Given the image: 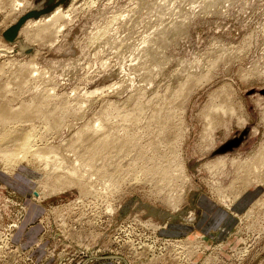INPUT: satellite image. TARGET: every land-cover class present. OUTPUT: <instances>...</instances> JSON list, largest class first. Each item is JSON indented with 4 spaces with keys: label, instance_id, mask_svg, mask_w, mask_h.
Returning a JSON list of instances; mask_svg holds the SVG:
<instances>
[{
    "label": "rangeland",
    "instance_id": "374dc122",
    "mask_svg": "<svg viewBox=\"0 0 264 264\" xmlns=\"http://www.w3.org/2000/svg\"><path fill=\"white\" fill-rule=\"evenodd\" d=\"M0 69V103L62 107L25 124L77 170L0 161V264H264V0H2Z\"/></svg>",
    "mask_w": 264,
    "mask_h": 264
},
{
    "label": "bare ground",
    "instance_id": "6f19581e",
    "mask_svg": "<svg viewBox=\"0 0 264 264\" xmlns=\"http://www.w3.org/2000/svg\"><path fill=\"white\" fill-rule=\"evenodd\" d=\"M0 2H2V0H0ZM6 2H7V0H6ZM10 3V2H9ZM15 3V2H14ZM14 3H12L11 5L13 6V4ZM18 3V1H16V3L15 4H17ZM7 4V3H6ZM3 5H5V1H4V4ZM8 5V4H7ZM15 8V7H14ZM56 14H58V13H56ZM55 13L53 14V15H56ZM52 15V16H53ZM63 14H61V15H59V17L60 16H62ZM65 16V15H64ZM47 19V18H46ZM46 19H44V20H46ZM49 19V18H48ZM51 19V18H50ZM52 19H56V18H54V17H52ZM56 20H58V19H56ZM40 22H41V20H39ZM48 21H52V20H48ZM54 21V20H53ZM52 21V22H53ZM37 22V21H36ZM40 22H38V23H40ZM56 22V21H55ZM54 22V23H55ZM33 23V22H32ZM29 24V23H28ZM44 24H47V22L46 23H44ZM51 24V23H50ZM50 24H47V25H49V26H52V24L50 25ZM57 24V23H56ZM32 25H36L35 27H37L38 25H37V23H35V24H32ZM31 25V26H32ZM42 26H44V25H42ZM41 25H40V27H42ZM40 27H38V29H40ZM54 27V26H53ZM56 28H58V26L56 25ZM63 28H64V26H63ZM32 29H36V28H32ZM42 29V30H41ZM40 29V32H43L44 34H51V33H53L52 31H51V29H52V27H51V29H50V27H48V26H44V27H42ZM61 29V28H60ZM58 31H61V30H59V29H57ZM56 29L54 30V31H57ZM36 31V30H35ZM40 32H35L36 33V35H37V33H40ZM55 33V32H54ZM58 33L59 32H57L55 35H58ZM42 34V33H41ZM61 34V33H60ZM54 35V34H53ZM35 36V35H34ZM40 37V36H39ZM54 38V37H53ZM57 38V37H56ZM57 41V40H56ZM27 63V62H26ZM215 63V62H214ZM23 64V63H22ZM30 66H31V64H30ZM1 70V69H0ZM33 70V69H32ZM23 71V70H22ZM26 72V71H25ZM35 72V71H34ZM13 73V72H12ZM20 73V72H19ZM19 73H18V76H19ZM30 73V72H29ZM17 74V73H16ZM21 74H22V72H21ZM20 74V75H21ZM35 74V73H34ZM23 75V74H22ZM7 76V75H6ZM17 76V75H16ZM17 76V79H19L20 78V76L18 77ZM24 76V75H23ZM30 76V75H29ZM31 77H33V76H31ZM22 80H23V78H21ZM21 80V81H22ZM24 80H25V78H24ZM12 81V80H11ZM27 81V80H26ZM19 81H17V83H18ZM28 82V81H27ZM34 82V81H33ZM16 83V84H17ZM23 84H26V83H23ZM22 84V85H23ZM13 85V84H12ZM15 86V85H14ZM21 87V86H20ZM7 88V87H6ZM23 89V88H22ZM120 89V88H119ZM0 90H4V88L3 89H1V87H0ZM20 90H21V88H20ZM19 90V91H20ZM104 90V89H103ZM1 91V92H2ZM8 91V90H7ZM7 91H5V92H7ZM23 91V90H22ZM101 92V91H100ZM2 93H4V92H2ZM1 93V94H2ZM96 93V92H95ZM217 94V93H216ZM7 95V94H6ZM64 95V94H63ZM72 95V94H71ZM15 96V95H14ZM60 97V96H59ZM51 98V97H50ZM53 98V97H52ZM18 99V98H17ZM2 100V99H1ZM16 100V99H15ZM2 102H4V103H0V137H2V134H3V136L4 135H8V130L10 131H13V132H15V130H13V129H10V128H12V127H14L15 128V126H12V127H10L9 129H7L8 127V125H10V124H13V123H16L17 124V126L16 127H18V125L22 128H17L16 129V135H14L15 136V138H10L8 141L6 140V142H4V144H1L2 146H0V161L2 162V159L4 158V159H6V157L8 156V157H10V159H12V161L11 162H14V160L15 161H17L19 158L21 159V156H23L22 158H25V157H27L28 155H30V156H34V157H36L38 160H40V161H42L43 162V164H44V172H45V178H47L48 177V179L49 178H51L53 175H54V173H57L55 176H57L58 178H62L64 175L63 174H67V173H69V172H71L72 174H70V175H72V176H75L76 175V171L77 170H75V171H69V169L70 168H68V170H65V169H63V171H62V173H60V172H57L58 170H59V166H61V163H59V161H60V157L58 156L60 153L57 151V149L55 150V148H54V150H50V149H48V153H44L43 151H45V150H43V148L44 147H40L38 144H36V139H35V134H34V132H37L36 130L34 131V129H33V126H34V124H33V126H32V124H25L26 122L28 123L29 122V120H31V115H33V116H35V117H41L42 118V120L41 121H43V119H44V117L46 118V119H48L49 118V122H52L51 121V119H55V118H58V120H59V116L61 115V114H59V113H55V112H57L58 110H59V112L60 111H62L63 112V109H62V107L60 108V107H58V105H56L55 107H53L52 109L54 110H51V111H46V110H40L39 108H41V106H39V105H34L33 103H28V104H25V103H21L19 106H17V107H14V106H12L11 104H9V103H7V101L5 102V101H2ZM36 104V103H35ZM60 105V104H59ZM52 106V105H51ZM61 106V105H60ZM64 107H65V105H64ZM63 107V108H64ZM81 107V106H80ZM218 108V107H217ZM62 109V110H61ZM66 110V109H65ZM210 110V109H209ZM227 110V109H226ZM65 112V111H64ZM226 112V111H225ZM35 113H37V114H35ZM66 113V112H65ZM64 115V114H63ZM101 115V114H100ZM140 115V114H139ZM206 115V114H205ZM32 116V117H33ZM35 117H34V119H35ZM126 117V116H125ZM128 117H130V116H128ZM63 118H64V116H63ZM63 118L61 117V120L60 121H62L63 120ZM34 119H32V120H34ZM37 119V118H36ZM35 119V120H36ZM115 119V118H114ZM128 119V118H127ZM45 120V119H44ZM40 120H39V122H41ZM54 121V120H53ZM98 121H100V120H98ZM31 122V121H30ZM29 122V123H30ZM48 122V121H47ZM48 122V123H49ZM56 122V121H55ZM55 122H53L54 124H56ZM139 122H140V120H139ZM18 123H20V124H18ZM23 123H24V125H23ZM35 123V122H34ZM61 123V122H60ZM96 123H99V122H96ZM100 123H103V121H101ZM99 123V124H100ZM42 124V123H41ZM58 124V123H57ZM113 124V123H112ZM137 124H138V122H137ZM15 125V124H14ZM59 125V124H58ZM61 125V124H60ZM96 125V124H95ZM94 125V126H95ZM102 125H104V124H102ZM214 125V124H213ZM22 126H24V127H22ZM38 126V125H37ZM96 126H101V125H96ZM41 127V126H40ZM50 127V126H49ZM51 127L53 128V125H51ZM54 127H56V126H54ZM93 127V126H92ZM36 128V127H35ZM61 128V127H60ZM94 128H98V127H94ZM100 128V130H102L101 128H104L103 126L102 127H99ZM127 128V127H126ZM19 129H20V131H19ZM33 129V130H32ZM40 129V128H39ZM54 129V128H53ZM89 129V128H88ZM208 129V128H207ZM46 130V129H45ZM58 129H56V131H57ZM98 130V129H97ZM126 130V129H125ZM124 130V131H125ZM109 131V130H108ZM95 132V131H94ZM76 133V132H75ZM88 133V132H87ZM15 134V133H14ZM10 135H12L11 133H10ZM83 135V134H82ZM88 135H90V133L88 134ZM13 136V137H14ZM17 136V137H16ZM44 136V135H43ZM90 136H92V135H90ZM106 136V135H105ZM108 137V136H107ZM37 138V137H36ZM122 138V137H121ZM82 139V138H81ZM2 141V140H1ZM4 141V140H3ZM94 141V140H93ZM111 141V140H110ZM129 143V142H128ZM102 144V143H101ZM38 145V146H37ZM106 145V144H105ZM55 146V145H54ZM107 146V145H106ZM83 147V146H82ZM47 148H49V147H47ZM110 148V147H109ZM53 149V148H52ZM50 150V151H49ZM62 150V149H61ZM66 151V150H65ZM69 151V150H68ZM98 151V150H97ZM99 153V152H98ZM66 154V153H65ZM21 155V156H20ZM63 156H65V155H63ZM74 156H76V155H74ZM83 156V155H82ZM70 157V156H69ZM76 158V157H75ZM101 158V157H100ZM3 159V161H5ZM9 159V158H8ZM9 159V160H10ZM254 159V158H253ZM7 160V159H6ZM8 160V161H9ZM25 160V159H24ZM63 160V159H62ZM19 161H21V162H23L22 161V159L21 160H19ZM11 162L9 161V164H11ZM18 162V161H17ZM75 162V161H74ZM16 163V162H15ZM62 163H64V162H62ZM67 163V162H66ZM65 163V164H66ZM72 163V162H71ZM79 163V162H78ZM8 164V165H9ZM13 164V163H12ZM60 164V165H59ZM6 165V164H5ZM14 165V164H13ZM55 167H54V166ZM76 165V164H75ZM121 165V164H120ZM263 165V164H262ZM51 166H53L54 168H51ZM255 166V165H254ZM48 167L50 168V169H48ZM62 168H63V166H61ZM70 167V166H69ZM77 168V167H76ZM246 168V167H245ZM62 170V169H61ZM61 170H59V171H61ZM242 170V169H241ZM245 170V169H244ZM116 171V170H115ZM54 172V173H53ZM123 173V172H122ZM75 174V175H74ZM120 175V174H119ZM249 175V174H248ZM66 176V175H65ZM93 176V175H92ZM111 176V175H110ZM253 176V175H252ZM67 177V176H66ZM241 177V176H240ZM75 178V177H74ZM66 179V178H65ZM114 179V178H113ZM263 179V178H262ZM47 180V179H46ZM66 180H68V179H66ZM76 180V179H75ZM81 180V179H80ZM108 181H109V179H107ZM117 180H118V178H117ZM62 181H64V180H62ZM71 181V180H70ZM73 181V180H72ZM110 181H112V180H110ZM77 182V181H76ZM91 182V181H90ZM44 183H46V181H44ZM48 183V182H47ZM46 183V184H47ZM62 183V182H61ZM69 183V182H68ZM75 183V182H74ZM107 182H105V184H106ZM109 183V182H108ZM119 183V182H118ZM45 184V185H46ZM110 184V183H109ZM112 184H114V183H112ZM111 185V184H110ZM57 186V185H56ZM55 186V188L56 189H58L59 187V185L56 187ZM97 187V186H96ZM111 187H113V186H111ZM64 189V188H63ZM111 189V188H110ZM112 189H114V188H112ZM111 189V190H112ZM65 190V189H64ZM59 190H54V193H56V192H58ZM92 191V190H91ZM119 191V190H118ZM53 193V192H52ZM53 193V194H54ZM98 193V192H97ZM101 194H103V193H101ZM171 201V200H170ZM173 201V200H172ZM171 201V202H172ZM174 201H176V200H174ZM171 204V203H170ZM175 206V205H174ZM187 243H189V242H187ZM186 244V243H185ZM193 247V246H192ZM191 247V248H192ZM181 249V248H180ZM189 249V248H188ZM187 249V250H188ZM185 250V249H184ZM187 252V251H186ZM186 258V257H185Z\"/></svg>",
    "mask_w": 264,
    "mask_h": 264
},
{
    "label": "crops",
    "instance_id": "0c3cea01",
    "mask_svg": "<svg viewBox=\"0 0 264 264\" xmlns=\"http://www.w3.org/2000/svg\"><path fill=\"white\" fill-rule=\"evenodd\" d=\"M258 190H259V186L256 191H249L247 194H245L246 193L245 192L243 195H240L241 197L239 196L238 198H235L231 202V206H228L226 204H225L226 206L220 205V208L218 207L219 209L213 205L210 199H200L199 206H200L201 222H203L205 225V226L202 225L201 229H203V231L206 232L207 230H211V229L214 230L215 228L221 230L226 227H232L233 220H239V217L244 215L247 212V209L250 207L249 206L248 208H246L247 207L246 205L249 203L248 195L257 192ZM195 215L193 216V218L189 220L190 223L186 221L189 223V224L187 223L188 226H190L191 221L196 220ZM208 224L210 227H206L208 226ZM163 227H169V224Z\"/></svg>",
    "mask_w": 264,
    "mask_h": 264
},
{
    "label": "built area",
    "instance_id": "2783aa9c",
    "mask_svg": "<svg viewBox=\"0 0 264 264\" xmlns=\"http://www.w3.org/2000/svg\"><path fill=\"white\" fill-rule=\"evenodd\" d=\"M240 219H242V218H240ZM244 246H245V245H244ZM244 246H242V248H243ZM239 249H241V248H239ZM239 249H237L236 251L234 250L236 254H238V250H239ZM239 260H240V259H239Z\"/></svg>",
    "mask_w": 264,
    "mask_h": 264
},
{
    "label": "water",
    "instance_id": "95a60500",
    "mask_svg": "<svg viewBox=\"0 0 264 264\" xmlns=\"http://www.w3.org/2000/svg\"><path fill=\"white\" fill-rule=\"evenodd\" d=\"M230 146H231V144L228 145V147H230Z\"/></svg>",
    "mask_w": 264,
    "mask_h": 264
}]
</instances>
